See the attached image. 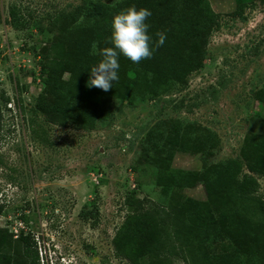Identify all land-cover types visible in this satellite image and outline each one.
<instances>
[{
    "label": "rangeland",
    "instance_id": "obj_1",
    "mask_svg": "<svg viewBox=\"0 0 264 264\" xmlns=\"http://www.w3.org/2000/svg\"><path fill=\"white\" fill-rule=\"evenodd\" d=\"M89 1L114 0H0V93L7 98L0 100V230L13 240L20 232L31 236L39 264H59V253L66 256L61 264H130L113 245L129 211H168L187 199H206L201 184L164 190L151 164L136 163L154 125L166 124L165 141L175 148L169 164L179 170L237 160L247 135L264 134L258 98L264 0H207L213 22L206 45L194 56L193 71L166 92L151 97L146 91L125 94L114 84L107 92L86 85L88 100L104 96V113L92 127L47 122L36 107L44 86L34 53L53 41V18ZM11 7L21 17L18 30L8 23ZM202 133L218 139L206 162L193 146ZM181 137L186 151L179 149ZM254 177L264 200V176ZM162 258V264H183L174 254Z\"/></svg>",
    "mask_w": 264,
    "mask_h": 264
},
{
    "label": "trees",
    "instance_id": "obj_2",
    "mask_svg": "<svg viewBox=\"0 0 264 264\" xmlns=\"http://www.w3.org/2000/svg\"><path fill=\"white\" fill-rule=\"evenodd\" d=\"M129 6L151 12L146 23L153 55L133 63L117 50L119 79L113 84L125 94L136 90L156 97L193 71L194 56L206 45L213 22L207 0H114L109 4L89 1L53 18V41L44 53H34L42 61L40 76L44 86L36 107L47 122L63 126L71 121L89 129L102 117L104 96L92 101L83 92L90 69L102 59L101 50L114 47V15ZM8 23L15 30L22 26L14 7L9 10ZM157 32L166 35L158 48ZM258 98L264 103V87ZM0 100L7 98L0 93ZM1 121L0 109V129ZM166 129L161 122L147 132L136 163L151 164L155 183L164 190L201 184L206 199H187L179 207L169 206L168 211H129L113 238L117 255L130 264H162L166 254L179 256L183 264H264V200L256 194L254 177L264 176V134L247 135L239 159L204 164L201 171H195L171 168L175 148L165 141ZM194 142L203 162L210 159L218 145L212 133L198 134ZM187 147V139L181 137L179 149L186 151ZM130 199L125 198L127 205ZM12 237L0 230V264H39L31 236L20 232L14 240Z\"/></svg>",
    "mask_w": 264,
    "mask_h": 264
},
{
    "label": "clouds",
    "instance_id": "obj_3",
    "mask_svg": "<svg viewBox=\"0 0 264 264\" xmlns=\"http://www.w3.org/2000/svg\"><path fill=\"white\" fill-rule=\"evenodd\" d=\"M150 16V10L137 9L135 6H129L114 15L111 35V43L114 47H105L101 50L102 59L90 69L91 75L86 82L88 87H96L105 92L113 87V81L119 79L117 70L120 65L117 50L133 63H139L141 60L152 57L151 37L148 34L149 25L146 23ZM156 35L158 40L155 46L158 48L164 44L166 35L164 32H157ZM95 48L96 45L93 44V49ZM49 242L51 243L50 240ZM57 256L59 264L66 259L64 253H59Z\"/></svg>",
    "mask_w": 264,
    "mask_h": 264
}]
</instances>
